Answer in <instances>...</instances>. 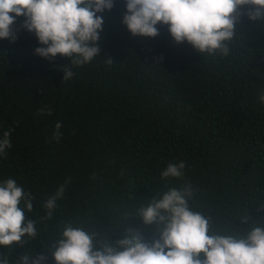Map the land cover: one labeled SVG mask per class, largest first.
<instances>
[{"label": "trees", "instance_id": "1", "mask_svg": "<svg viewBox=\"0 0 264 264\" xmlns=\"http://www.w3.org/2000/svg\"><path fill=\"white\" fill-rule=\"evenodd\" d=\"M248 7L224 56L175 43L165 25L154 38L133 36L122 23L125 0H114L97 13L99 55L83 66L36 55L35 34L16 19L15 41L0 39V139L10 130L12 144L0 156V183L13 179L31 194L25 215L37 235L0 246V260L44 255L43 264H56L51 245L65 224L113 244L139 231L151 244L159 233L138 209L187 185L210 234L264 226V20H250ZM66 64L74 75L62 80ZM179 162L182 177L161 178ZM61 186L48 219L44 205Z\"/></svg>", "mask_w": 264, "mask_h": 264}, {"label": "clouds", "instance_id": "2", "mask_svg": "<svg viewBox=\"0 0 264 264\" xmlns=\"http://www.w3.org/2000/svg\"><path fill=\"white\" fill-rule=\"evenodd\" d=\"M126 13L122 23L133 36L154 38L157 25H165L173 41L187 42L200 54H229L228 43L235 33L239 10L245 6L250 20H264V0H125ZM114 0H0V39L15 41L14 25L34 33L40 47L34 53L53 60L57 55L67 58L72 66H83L99 55L98 40L103 18L97 13L111 10ZM108 63L112 59H107ZM62 80L74 73L63 66ZM264 104V92L259 97ZM51 115L50 109L39 114ZM59 140L61 124L55 125ZM11 131L0 139V156L12 147ZM183 162L170 163L161 178H180ZM64 193L61 186L44 207L52 218L57 199ZM193 190L190 185L170 188L160 198L152 197L146 207L138 209L144 225H155L159 239L145 243L139 231L116 241L97 240L96 233L65 224L60 237L51 245L56 264H264V226H251L246 236L210 234V219L190 209ZM31 194L25 193L13 179L0 183V246L23 244L25 236L37 235L36 224L26 218L31 212ZM23 201L24 207H20ZM245 222L248 217L243 218ZM44 255H24L20 264H43ZM0 264H8L5 258Z\"/></svg>", "mask_w": 264, "mask_h": 264}]
</instances>
